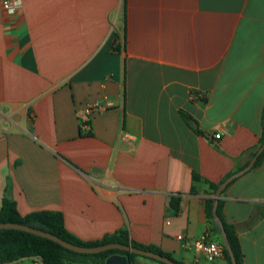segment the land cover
<instances>
[{
    "label": "crops",
    "instance_id": "crops-1",
    "mask_svg": "<svg viewBox=\"0 0 264 264\" xmlns=\"http://www.w3.org/2000/svg\"><path fill=\"white\" fill-rule=\"evenodd\" d=\"M2 1L0 208L60 212L82 242L124 231L174 262L227 264L190 245L221 244L210 184L260 147L264 0H19L11 15ZM220 200L241 264H264V159Z\"/></svg>",
    "mask_w": 264,
    "mask_h": 264
},
{
    "label": "trees",
    "instance_id": "trees-1",
    "mask_svg": "<svg viewBox=\"0 0 264 264\" xmlns=\"http://www.w3.org/2000/svg\"><path fill=\"white\" fill-rule=\"evenodd\" d=\"M261 123L263 125V132L259 140V146L264 144V106L261 112ZM85 134H90V132L88 131ZM263 159L264 151L257 158L253 168L259 166ZM210 185L213 190L216 191L218 186L213 184ZM221 206L222 201L220 200L218 202L217 214L222 220ZM211 208L212 201H208L206 204V214L209 219L212 218ZM0 223H18L43 230L77 246L92 247L116 242L123 245H131L133 247L141 248L144 250H150L162 256L170 258L167 254H164L159 250L143 247L130 242L128 240L126 232L124 231H120L113 236H105L98 241L82 242L66 231L62 213L56 211H35L25 216H21L17 212L15 203L8 198H3L2 200L0 208ZM222 225L227 236L231 251L233 253L235 263L241 264L243 255L236 235V231L233 226L227 225L223 220ZM215 231L217 230L215 229ZM223 252L227 264H231L228 252L224 247ZM112 254L126 256L129 264L131 263L132 259L136 257V255L134 254L119 250H109L98 254H78L64 249L55 242L33 234H29L19 230H0V264H7L19 259L33 257L39 259L43 264H105V259ZM158 263L163 264L160 262ZM176 263L181 264L179 262Z\"/></svg>",
    "mask_w": 264,
    "mask_h": 264
},
{
    "label": "water",
    "instance_id": "water-1",
    "mask_svg": "<svg viewBox=\"0 0 264 264\" xmlns=\"http://www.w3.org/2000/svg\"><path fill=\"white\" fill-rule=\"evenodd\" d=\"M263 151H264V144L261 145L257 149L253 158L250 160L249 164L245 168H243L242 170H240V171L236 172L235 174L229 176L224 182H222L218 186V188L216 189L215 194L213 196L212 220H213L214 225L216 226V228L219 231V234H220V237L222 240V245L226 249V251L228 252V255H229L230 260H231V264H236V263H235V259H234L233 253L231 251L227 236L225 234L223 225H222L221 220L219 219L218 214H217L218 201L220 199L222 191L227 187V185H229L234 179L240 177L241 175H243L244 173H246L247 171L252 169L257 158L259 157V155ZM0 230H19V231H23V232H26L29 234H33V235L48 239L52 242H55L58 245H60L61 247H63L64 249L78 253V254H98V253H101L104 251H109V250H119V251L131 253V254H134L137 256L150 258V259H153V260L158 261V262L163 263V264H177L176 262H174L170 258L162 256V255L155 253L153 251L144 250L141 248L133 247L131 245H123V244H119L116 242L107 243V244L98 245V246H92V247L73 245V244H71V243H69V242L59 238L58 236H55V235L49 233V232H45L43 230H39V229L32 228L29 226H25V225L18 224V223H0ZM105 264H128V262H127L126 256L119 255V254H112L105 259Z\"/></svg>",
    "mask_w": 264,
    "mask_h": 264
},
{
    "label": "built area",
    "instance_id": "built-area-1",
    "mask_svg": "<svg viewBox=\"0 0 264 264\" xmlns=\"http://www.w3.org/2000/svg\"><path fill=\"white\" fill-rule=\"evenodd\" d=\"M2 9L6 14H15L20 9V1L19 0H3L2 1ZM102 106L95 105V106H89L85 110V119L83 122H85L87 119L86 117L94 112H98L102 109ZM214 138H219V135H214ZM177 240L182 242V246H184V242L182 241V236H177ZM192 249L202 254L206 260L213 261L223 255V246L218 243H214L211 241H208L205 238L195 240L190 245ZM33 264H43L39 259L33 257Z\"/></svg>",
    "mask_w": 264,
    "mask_h": 264
},
{
    "label": "rangeland",
    "instance_id": "rangeland-1",
    "mask_svg": "<svg viewBox=\"0 0 264 264\" xmlns=\"http://www.w3.org/2000/svg\"><path fill=\"white\" fill-rule=\"evenodd\" d=\"M141 257H139L138 259H140ZM141 260H145V259H141Z\"/></svg>",
    "mask_w": 264,
    "mask_h": 264
}]
</instances>
